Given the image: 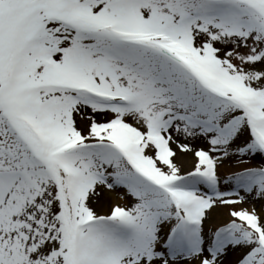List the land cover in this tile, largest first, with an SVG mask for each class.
Masks as SVG:
<instances>
[{
  "label": "snow or ice",
  "instance_id": "obj_1",
  "mask_svg": "<svg viewBox=\"0 0 264 264\" xmlns=\"http://www.w3.org/2000/svg\"><path fill=\"white\" fill-rule=\"evenodd\" d=\"M0 264H264V0H0Z\"/></svg>",
  "mask_w": 264,
  "mask_h": 264
},
{
  "label": "bare ground",
  "instance_id": "obj_2",
  "mask_svg": "<svg viewBox=\"0 0 264 264\" xmlns=\"http://www.w3.org/2000/svg\"><path fill=\"white\" fill-rule=\"evenodd\" d=\"M191 161H192L191 156L187 157L185 161V166H188L191 163Z\"/></svg>",
  "mask_w": 264,
  "mask_h": 264
},
{
  "label": "rangeland",
  "instance_id": "obj_3",
  "mask_svg": "<svg viewBox=\"0 0 264 264\" xmlns=\"http://www.w3.org/2000/svg\"><path fill=\"white\" fill-rule=\"evenodd\" d=\"M115 195V194H114Z\"/></svg>",
  "mask_w": 264,
  "mask_h": 264
}]
</instances>
